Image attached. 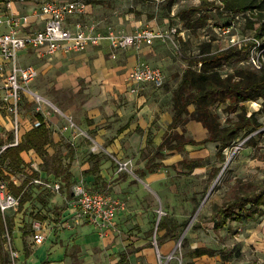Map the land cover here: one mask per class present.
Segmentation results:
<instances>
[{"label": "crops", "instance_id": "0c3cea01", "mask_svg": "<svg viewBox=\"0 0 264 264\" xmlns=\"http://www.w3.org/2000/svg\"><path fill=\"white\" fill-rule=\"evenodd\" d=\"M3 1L5 0H0V2ZM48 1L66 3L73 0H21L13 3L12 11L16 16L32 15V11ZM157 1L131 2L125 14L122 15L106 13L108 7L104 4V0H89L85 13L69 17L66 24L68 27H72L75 22L93 23L97 26L96 30L102 33L110 26L122 28L126 32L140 28L163 30L167 17L175 14L176 4L172 5L171 11L165 12L160 5H156ZM177 1L184 2V0ZM42 27L43 21L40 18H32V22L24 28V32L36 31ZM26 58H31L29 61L35 60L39 63L37 67L35 66L38 70L37 79L42 74L56 72L55 88L62 92L69 91L70 97L79 99L78 107L77 105L73 106L64 112L68 115L73 114L78 120L79 129L99 147H102L104 152L103 154L93 153L90 151L91 142L86 137L73 138L70 133L63 132L61 130L63 125L59 127L57 124L60 117L53 116L50 119L49 129L53 145L59 147L63 144L73 151L70 158L66 157V153L58 154L61 155L62 160L68 159V171L71 174V186L69 189L63 187L64 193L71 192L75 182H81L92 191H101V186H105L106 189L111 188L114 194L123 197L129 203L133 198L131 194L136 193L135 190L143 194L142 186L139 183H145L155 191L161 187L159 182L154 180V182L141 180L136 185L132 183L133 179L128 177L129 174H117L108 158L112 154L122 160L131 158L135 174L141 179L154 178V176L156 178L163 177L162 179L177 176L174 170L150 169V165H147L148 160L142 156L147 148L155 150L162 143L164 134L172 120L171 98L172 90L176 85L168 91L162 88L156 90L151 85H146L142 90L134 93L129 90L127 81L128 74L137 63H146L160 68L165 80L172 76L175 77L171 70L174 65L173 60L170 59L168 52L164 50L159 41H154L151 46H143L138 51L129 49L113 52L109 45L103 42L98 46L89 47L81 53L68 55L58 53L54 56L39 58L30 51L21 56L23 64H29V61L24 62ZM184 64H182V71L178 72L177 83H179L186 67ZM36 80L32 83L31 88L40 94L34 87ZM192 110L190 108V111ZM27 116L29 118L22 116V132L31 129L30 123L27 122L31 120V112H28ZM185 129L190 132L191 139L195 142L206 138L205 129L197 122L189 121ZM5 130L7 131L5 132ZM10 132L8 118L5 112L0 111V136L3 138L0 141V146L9 143L7 141L11 136ZM5 135H7L6 138ZM193 147H197V145H186L184 151L187 152ZM57 153L59 152L57 151ZM165 153H168V156L163 160L164 164L169 165L179 161V152L165 151ZM52 154L53 151L49 153V155ZM22 157L26 162L30 158L40 162L33 152L24 153ZM39 178L44 181L61 183L53 174L46 175L42 171L39 172ZM52 198V201L49 198L50 201L55 204L54 206H58L57 196ZM70 198L65 194L63 207L55 212L56 217L53 220L43 219L40 221L44 235L43 243H33L32 234H25L26 231L23 229L15 228L13 230L14 248L20 262L23 264H120V255L127 248L132 252V255L126 259L128 264H137L132 261L133 257H142L144 262L150 261V256L154 251L150 247H145L143 237L148 221L144 222L139 218L130 217L128 209L126 213L116 215L114 226L105 237H99L97 230L89 223L74 221V207L69 203ZM184 208H193L192 202H186ZM43 213L45 214V212ZM50 215L53 216L51 213ZM122 215L124 218L121 217ZM59 221L69 225V228L57 227ZM134 227L138 228L133 229ZM223 229H227V227ZM173 248L172 246L169 249V244H163L161 249L158 248V251L166 253L169 250L171 252ZM195 264L197 263L195 262Z\"/></svg>", "mask_w": 264, "mask_h": 264}, {"label": "rangeland", "instance_id": "374dc122", "mask_svg": "<svg viewBox=\"0 0 264 264\" xmlns=\"http://www.w3.org/2000/svg\"><path fill=\"white\" fill-rule=\"evenodd\" d=\"M81 1L86 6L89 4V0ZM141 1L142 0H104V4L108 7L106 13H119L124 15L131 2L134 3ZM219 1L220 0H215L214 6L211 5L206 7L207 10H205V12L204 9H202V13H207L210 19L204 28L198 29L195 32L185 31L183 38L174 36L173 42L177 44L178 51L173 42L159 41L164 50L168 52L170 59L173 60L172 63H174V65L171 67V70L172 75L175 74V77L172 76L168 80H165L164 78L162 89L168 91L171 90L174 85L177 86L178 83L176 79L178 77V72H181L183 69V60L185 57L196 54L200 43L211 41L213 47L225 46L226 37L222 36L220 31H218V27L220 26L222 27L230 22L233 23L234 30L232 31V34L239 39L246 40V44L249 46L248 39L254 37V32L245 31L243 29L244 20L241 15L236 16L237 18H233L224 9L221 10L219 7ZM199 3V0H185L184 2L177 0H158L156 5H160L162 10L169 12L171 11L172 5L176 4V14L179 10L191 6L195 7L199 5ZM261 13L264 15V11ZM175 14L168 16L165 28L158 31H169L171 28L182 29V24L179 23ZM251 19L254 21L258 20V18L255 17H251ZM262 20L264 19L259 18L260 24L264 22ZM110 28L124 33L137 31L126 32L124 29L115 26H110ZM257 39L260 43H264V34H262L261 38ZM29 59L31 58H26L24 62H28ZM28 63L36 67L39 65L35 60H30ZM228 68V73L234 69L249 68L245 52L241 54L239 60L232 61ZM56 75V72H49L40 75L34 83V87L40 94L48 98L59 109L67 111L73 106H76L79 99L70 97L69 91L62 92L55 88ZM260 104V102L256 103V105L245 103L244 107L248 114L256 113V118L262 125L261 129L249 133L248 135L241 134L236 142L224 152V162L221 163L217 160L215 156L216 146L212 143H207L208 145L205 144L203 147L197 146L190 148L187 152L184 150L179 152V161L169 165L163 163V160L166 159L168 153L162 152L156 154L154 149L147 148L142 156H144V158L146 157L148 160L147 165H150V169H158L161 171L174 170L177 176H174L173 178L165 177L164 179H162L163 177L160 178V176L157 178L154 176V178L149 177L141 179L135 174L132 159L127 158L132 161L133 165V175H128V177L133 179V184L137 185L141 180H144V182L150 180L151 182H159L161 187L155 191L149 188L147 184L141 182L139 184L142 186L143 194H140V192L135 190L136 193L131 194L133 197L131 199L132 201L128 203L123 197L114 194L111 188L106 189L105 186H101L103 189H101V191L113 197L116 196L117 199L124 203V210L119 212V214H124L129 209L128 215L130 217L139 218L144 222L148 221L146 232L143 233L145 240L144 245L145 247L152 248L154 253L151 254L149 262H144L142 257H131L134 263L187 264L189 261L193 260V262H196L197 264H264V215L244 220L242 222L230 221L227 229H222L217 232L213 231L211 223H209L208 220L210 217L211 203H213V201L219 203L223 199L229 198L230 191L238 180L250 183L264 182V161H262L260 157V155L264 153V113H257L260 109ZM31 105L32 104L27 103L25 107L21 109L22 116L29 118L27 114L28 112H32ZM216 110L220 115L222 124H225V119L227 117L232 116L225 111L224 105L218 107ZM70 116L79 127L77 118L73 114ZM60 119L57 121L59 127L65 123L64 119ZM30 121L31 120H28L27 122L30 123ZM6 131L7 130H5V132ZM258 132L262 133L256 135ZM9 134H11V132ZM184 136L192 138L187 129ZM251 136L254 137L255 146H246L244 142ZM6 137L7 135H5V138ZM2 140L3 138L0 136V141ZM66 148V145L63 144L59 147L52 144L48 146L47 150L51 153L53 151V154L55 152L57 153V151L62 154L67 153ZM101 148L102 147H100L99 152L103 154L104 152ZM111 156L117 157L114 154ZM108 158L112 162V167L115 168L111 157ZM127 159L124 158V160ZM68 163V159L62 160V167L65 168ZM218 169H220V171L216 174ZM31 172L32 168L30 165H26L22 173L13 176L15 183L18 185L25 181V185H27L29 178L31 177ZM76 183L79 182H75L74 184ZM42 187V185H27L26 193L30 196L29 200L21 207L18 205L16 210H11L4 214L5 223L11 230V234L6 232L2 234V238H5L4 249L7 254L6 264H12L9 253L10 248L11 250L16 251L13 242V230L15 228H18L19 230L23 229L26 231L25 234L31 235V223L35 220H53L56 217L55 212L63 207V198L65 194L67 195L71 193H68L67 191L64 193L61 184L58 193H52L50 189L45 187L42 189ZM209 190H211V193L203 202ZM54 194L58 198V206H54L55 204L51 202L53 199L52 197L55 196ZM38 195H40L39 198ZM49 198H52L51 201ZM60 200H62V202H60ZM188 201L192 202L193 208H184V204ZM202 202L203 205L196 214V211ZM194 206H197V208L195 209ZM160 211L161 214H158ZM43 212H45V214ZM50 213L53 216H51ZM121 217L124 218V215ZM137 228L138 227H134L133 229ZM154 242L160 249L163 244H169V249L176 245H179V248L174 252V258H169V255L172 252H170V250L166 253L160 252L161 257H158ZM196 248L210 250L212 255L191 258L190 254ZM131 255L132 252L127 248V250L123 251L120 255V258L124 256L125 259H127V257H130ZM13 264L23 263L19 261V258H16L13 261Z\"/></svg>", "mask_w": 264, "mask_h": 264}, {"label": "trees", "instance_id": "16d2710c", "mask_svg": "<svg viewBox=\"0 0 264 264\" xmlns=\"http://www.w3.org/2000/svg\"><path fill=\"white\" fill-rule=\"evenodd\" d=\"M185 1V0H184ZM199 5L187 7L175 14L182 29L185 31H197L207 25L209 15L204 12L206 7L214 6L215 0H199ZM220 9H224L231 17L241 15L244 20L243 29L253 31L254 38H261L264 34V22L260 24L259 18L264 19V0H220ZM252 18H258L254 21ZM264 21V20H262ZM228 23L222 27L230 26ZM221 26L218 28H222ZM245 44L241 49L213 47L211 41L198 45L197 53L185 57V69L175 89L172 91V120L164 134L162 143L155 148L156 154L167 151L182 152L186 145L215 144V156L219 162H224V152L229 149L236 140L243 135L256 132L262 125L256 118V113L248 114L244 105L250 102H260L257 113H264V69L254 71L250 68H239L221 75L223 67L230 66L232 61L240 59L245 52L247 58L248 48ZM264 47V43H262ZM225 106V111L232 115L222 124L217 108ZM190 108L193 110L190 111ZM189 121L199 123L206 131V138L195 142L184 136L185 126ZM258 132L256 135L261 134ZM11 136L7 142H10ZM53 144L51 130L41 124L22 133L21 141L16 147H7L1 156V164L6 165V174L0 170V178L8 182L11 194L19 197V207L30 198L25 181L15 185L10 176L23 172L28 162L22 157L24 153L33 152L39 159V171L32 169L31 177L39 178V172L46 175L53 174L58 178L61 186L69 189L71 186V174L69 165L62 167V157L54 153L49 155L47 147ZM246 146H255L254 137H248L244 142ZM66 157L70 158L73 151L67 146ZM264 161V153L260 155ZM220 169L217 170L216 174ZM28 181V182H29ZM28 184V183H27ZM40 195H38L39 198ZM66 197H71L67 194ZM197 206L195 207V209ZM264 215V182L250 183L238 180L230 191V197L221 202L213 201L210 205L209 223L214 232L226 228L230 221L242 222ZM202 218V217H200ZM11 234V230L5 223V217L0 213V264H6L7 254L4 249V232ZM204 255H212L207 249L196 248L190 257L197 258ZM120 264H128L125 257L120 258ZM187 264H195L193 260ZM224 264V263H221Z\"/></svg>", "mask_w": 264, "mask_h": 264}, {"label": "built area", "instance_id": "2783aa9c", "mask_svg": "<svg viewBox=\"0 0 264 264\" xmlns=\"http://www.w3.org/2000/svg\"><path fill=\"white\" fill-rule=\"evenodd\" d=\"M21 0H5L0 2V111L5 112L11 131L9 143L0 146V170L5 175L6 163L1 164V156L7 147L19 145L22 137L23 119L21 108L24 104H32L30 128L39 127L45 124L50 127L49 121L53 116L64 119L65 123L61 130L73 136L86 137L90 142V151L95 153L100 151V147L75 124L72 117L55 106L47 98L36 93L32 88V83L38 77V70L34 65L23 64L21 56L24 53L32 52L35 56L43 58L56 54L81 53L89 47L98 46L105 42L111 50L126 51L129 49L139 50L143 46H151L154 41H171L174 36L183 38L185 30L181 28H171L169 31H158L151 28H143L132 33H124L108 28L105 32L97 31L96 24L75 22L72 27H68L66 22L71 16L82 15L85 13L86 5L81 0H73L66 3L44 2L38 9L32 11V15L16 16L12 11V5ZM32 18H40L43 27L32 32H24V28L30 25ZM237 18V17H236ZM4 29V30H2ZM178 30V31H177ZM234 24L218 28L220 34L226 37V44L221 50L226 48L241 49L246 44V40L239 39L232 31ZM247 64L254 71L264 69V47L257 38L248 39ZM177 48V44L174 43ZM178 51V50H177ZM229 66L223 67L221 75L226 76ZM164 74L160 68L150 66L146 63H138L128 74L129 90L138 92L146 85H151L154 89H161L164 85ZM258 102H250L256 105ZM102 149V148H101ZM117 174L133 175L132 161L122 160L111 156ZM30 167L39 171L38 163L33 158L28 161ZM11 181L15 183L13 176ZM42 185L51 191L58 193L60 184L44 181L40 178H32L27 185ZM19 197L14 196L8 189V182L0 178V213L4 214L11 210H16ZM70 205L74 207V221L76 223L87 222L92 225L99 235L105 237L107 232L114 226L116 215L124 210V203L106 194L103 191H92L86 188L81 182L72 186ZM161 214V211L158 212ZM57 227L69 228L63 222H58ZM32 240L35 244L44 241L42 233V223L33 221L31 223ZM6 233H8L6 231ZM9 234V233H8ZM8 241V239H7ZM9 244V241H8ZM156 254L161 257L157 245L154 242ZM179 245L169 255L174 258ZM10 260L18 258L16 251L10 248ZM15 263V262H14Z\"/></svg>", "mask_w": 264, "mask_h": 264}, {"label": "water", "instance_id": "95a60500", "mask_svg": "<svg viewBox=\"0 0 264 264\" xmlns=\"http://www.w3.org/2000/svg\"><path fill=\"white\" fill-rule=\"evenodd\" d=\"M227 164V163H226ZM226 166V165H225ZM211 193V190H209V192L207 193L206 197L204 198L203 202L206 200V198L210 195ZM203 202L200 204V206L198 207L197 211H196V214L199 212V210L201 209L202 205H203Z\"/></svg>", "mask_w": 264, "mask_h": 264}]
</instances>
